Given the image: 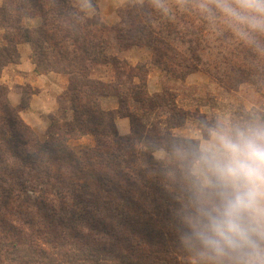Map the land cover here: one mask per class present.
I'll list each match as a JSON object with an SVG mask.
<instances>
[{
  "label": "rangeland",
  "instance_id": "rangeland-1",
  "mask_svg": "<svg viewBox=\"0 0 264 264\" xmlns=\"http://www.w3.org/2000/svg\"><path fill=\"white\" fill-rule=\"evenodd\" d=\"M16 1L3 0L0 7H15ZM68 1L81 13L80 18L99 19L105 26L104 31L97 32V37L107 41L105 51L108 56L125 61L128 66L138 67L133 69L138 77H132L131 72V76L127 78L123 74L118 76L110 64L106 67L104 64H98L90 76L109 84H116L118 76L124 86L144 82L147 95L152 99L156 98L157 94L173 93L175 105L185 110V116L183 124L172 128L170 132L181 138L192 139L194 143L190 144L191 153H187L191 154L189 157L184 155L183 148L177 147L171 151L170 159L178 168L185 167L187 174L192 175L202 187H211L208 184L209 173L202 157L214 143L215 135L264 125V119L260 118L264 114V85L248 80V73L254 69L264 71V49L259 48L261 39L264 40V31L252 29L247 23L225 14L217 7L215 0ZM229 2L234 5L235 0ZM15 14L18 12L15 11ZM136 14L140 21L134 20ZM34 21L36 22L33 23ZM41 21L40 15L35 14L24 18L22 25L32 30L39 27ZM143 23L145 30L149 27L154 30L152 36L157 38V41L154 40V47H158L159 52L148 44L125 46L117 44L116 33L120 31L122 35L130 26L142 27ZM11 30L13 31L11 27H0V46L6 43L4 34ZM255 42L258 47L254 46ZM21 44L28 45L29 59L34 65L31 60L32 44L19 43L17 52ZM160 52L165 53L163 62L157 61ZM14 63L2 67L0 85L4 86L6 101L11 107L16 109L24 105L25 108L31 89L27 85L10 87L11 83L5 81L6 72L3 73L6 66ZM15 71L11 70L6 75L10 76L13 72L16 74ZM46 72H55L64 80V88L58 98V109L49 116L47 128L42 133L37 132L18 112V116L30 130L29 138L33 137L38 142L49 140L51 132L52 137L59 138L55 134V125L72 116L68 109L70 103L64 96L68 76L53 70L40 73ZM11 90L20 91L22 99L19 104H14L8 98ZM98 104L102 110L114 117L115 128L120 136L130 133V121L128 116L122 115L124 111L146 116V120L153 122L163 121L166 116L172 115L166 108L146 111L137 105L132 106L131 101L129 111L123 110L125 107L123 103L119 110V101L115 95L100 96ZM163 126L164 124H160L159 128ZM13 129L15 131L18 129L19 132L21 130L16 126H13ZM22 129L26 132V128ZM95 143V136L90 133L69 136L66 145L73 155L77 156L81 171L71 167L66 161L53 162L49 167L52 168L51 173L46 175L43 172L46 167L44 163H35L30 168L15 155L0 153V264H17L5 259L4 255L12 258L17 254L30 253V244L37 249L35 256L40 254V249H45L50 255L55 251L60 252L61 256L55 255L56 257L69 260L76 258L79 264H94L96 260L99 264L110 262L111 253L106 250L96 254L95 248L103 247L106 243L108 247L113 231L120 228L124 232L126 230L129 232L133 225L127 223L121 216L115 215L112 210L95 211L93 205L87 202L88 199L108 201L110 195L101 191L97 196L87 188L84 192L74 188L78 182L87 181L94 184V180L100 175L102 178L108 176L109 171L102 160L95 164L93 160H88L87 156L84 157L85 152L93 148ZM170 147L173 148L174 145ZM152 155L153 159L166 161L169 157L164 148L154 150ZM90 172L93 174L90 175ZM176 177L174 181L178 180ZM9 187L12 189L11 192L8 190ZM171 187L176 193L172 198L177 200V196L181 195L182 186H174L172 182ZM146 190V187H142L138 195L144 202L139 209L142 214L140 216L142 218L149 216L152 219L148 220L155 225H163L167 221H157L154 204L156 201H153V197L149 196ZM164 196H167L166 199L158 200H169L171 195L167 192L162 197ZM74 202L80 204L76 209L71 207ZM157 209L161 213L160 217L170 218L169 223L173 227H183V222L177 220V210L171 212L161 206ZM70 221L74 228L70 227ZM79 234L84 236L80 237ZM5 237L15 243L16 249L3 244ZM256 239L257 247H249L243 264H264V240L258 237ZM117 259L113 257L112 261ZM189 259L179 258L177 264L194 262V259Z\"/></svg>",
  "mask_w": 264,
  "mask_h": 264
},
{
  "label": "trees",
  "instance_id": "trees-1",
  "mask_svg": "<svg viewBox=\"0 0 264 264\" xmlns=\"http://www.w3.org/2000/svg\"><path fill=\"white\" fill-rule=\"evenodd\" d=\"M15 11L18 14H15ZM35 14L42 18L41 25L32 30L23 27L22 20ZM79 16L82 17L81 13L68 0H17L15 7H0V27L13 29L4 34L6 43L0 46V71L3 66L17 61L19 43H31L33 46L31 60L36 72L53 70L68 76L64 96L70 103L68 109L72 113L71 118H64L61 124L55 123V134L59 138L52 137L51 132L49 140L38 142L33 137L29 138L30 130L18 116L24 105L16 109L11 107L6 101L5 88L0 85V153L13 154L30 168L35 163H44L45 175L51 173L52 168L49 167L53 162L66 161L71 167L81 171L78 158L68 149L66 141L69 136L87 133L95 136V146L88 149L84 157L87 156V159L93 160L95 164L102 160L109 171L108 176L102 178L100 175L94 180V184L87 181L78 182L74 188H78L80 192L87 191V188L97 196L101 191L110 195L108 201L88 199L87 202L93 205L95 211L112 210L115 215L121 216L127 223L133 225L129 232L127 230L124 232L120 228L113 231L108 247L106 243L103 247L95 248L96 254L106 250L112 254L108 264H177L179 258L194 259V262L190 261L189 264H243L249 247L229 251L221 256L204 244L203 210L217 200L216 190L212 187H202L192 175L187 174L185 167L178 168L170 159L171 151L177 147L184 149V155L191 153L190 144L194 143L193 140L175 136L170 132L172 128L183 124L185 110L177 108L173 93L157 94L156 98L152 99L147 95L144 82L124 86L118 76L123 74L129 78L132 72V77H138V74L133 72V69L138 67L128 66L125 61L108 56L105 51L107 41L97 37V32L104 31L105 26L99 19H82ZM134 20L140 21L137 14ZM141 26H130L122 35L120 31L116 33L117 44L124 46L148 44L159 52L160 49L154 47V40L157 41V38L152 36L154 30L151 27L145 30L144 23ZM254 46L258 47L257 42ZM259 48L264 49L262 39ZM164 55L165 53L160 52L157 61L163 62ZM98 64H104L105 67L110 64L118 73L116 84H109L90 76ZM248 80L264 85V71L254 69L248 73ZM103 95L117 96L119 110L123 103L125 105L123 110L129 111L131 101L132 106L137 105L146 111L166 108L172 115L166 116L163 121L153 122L146 120V116L124 111L122 115L128 116L130 121V133L120 136L115 128L114 117L99 107L98 98ZM260 118L263 120L264 114ZM160 124L164 126L159 128ZM13 126L22 131L19 132L18 129L15 131ZM23 127L26 128V132L23 131ZM170 145L174 147L171 148ZM149 148L151 150L147 151ZM158 148L167 151V156L169 155L167 161L153 159L152 152ZM194 158H197V153ZM175 176L178 180L174 181ZM172 182L174 186H182L181 195L177 196V200L172 198L173 194H176L172 191ZM142 187H146V193L156 201L154 204L157 221H167L163 225H155L148 220L152 219L149 216L147 218L140 216L142 214L139 209L144 202L138 195ZM8 190L12 191L10 187ZM167 192L171 195L169 200H158L166 199L167 196H162ZM78 204L74 202L70 206L76 209L80 206ZM160 206L171 212L177 210V220L183 222V227L175 228L169 223L168 216L160 217L161 213L157 209ZM69 225L74 228L71 221ZM83 234L89 236L88 233ZM82 236L84 235L81 234L80 237ZM5 239L3 242L5 246L16 249L13 241L7 237ZM29 247L30 253L21 255L16 253L17 256L12 258L8 255L4 257L17 264H79L76 258L69 260L56 257L55 255L61 254L57 251L50 255L45 249H40V254L35 256L37 249L31 244ZM113 257L118 259L112 261ZM94 264H99L98 260Z\"/></svg>",
  "mask_w": 264,
  "mask_h": 264
},
{
  "label": "clouds",
  "instance_id": "clouds-1",
  "mask_svg": "<svg viewBox=\"0 0 264 264\" xmlns=\"http://www.w3.org/2000/svg\"><path fill=\"white\" fill-rule=\"evenodd\" d=\"M229 16L264 31V0H215ZM217 200L203 210L202 239L218 255L264 240V125L217 133L202 157Z\"/></svg>",
  "mask_w": 264,
  "mask_h": 264
},
{
  "label": "crops",
  "instance_id": "crops-1",
  "mask_svg": "<svg viewBox=\"0 0 264 264\" xmlns=\"http://www.w3.org/2000/svg\"><path fill=\"white\" fill-rule=\"evenodd\" d=\"M3 0H0V6ZM33 21V20H32ZM34 21L33 23H35ZM32 23V24H33ZM18 60L3 69L6 83L10 87L14 85H27L31 89L25 108L19 111L22 119L31 126L32 129L42 133L49 125V116L58 109V98L64 88V80L55 72L37 74L34 65L29 59V47L21 44L18 47ZM12 75H6L9 71H14ZM9 77V78H7ZM8 98L14 103L19 104L22 96L20 91H9Z\"/></svg>",
  "mask_w": 264,
  "mask_h": 264
}]
</instances>
